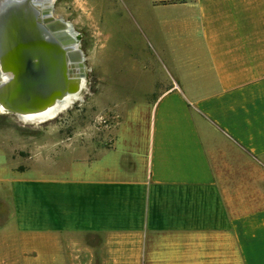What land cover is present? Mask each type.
Wrapping results in <instances>:
<instances>
[{"label": "crops", "instance_id": "obj_1", "mask_svg": "<svg viewBox=\"0 0 264 264\" xmlns=\"http://www.w3.org/2000/svg\"><path fill=\"white\" fill-rule=\"evenodd\" d=\"M144 1L146 84L107 146L0 152V264H264V0Z\"/></svg>", "mask_w": 264, "mask_h": 264}, {"label": "rangeland", "instance_id": "obj_2", "mask_svg": "<svg viewBox=\"0 0 264 264\" xmlns=\"http://www.w3.org/2000/svg\"><path fill=\"white\" fill-rule=\"evenodd\" d=\"M142 2L54 0L52 14L72 24L76 32L84 57L85 86L80 100L41 123L0 112V152L9 165L51 170L107 146L120 119L119 108L141 99L142 94L129 91L146 84L145 65L150 62L144 60V40L129 13ZM157 65L153 69L164 73V67ZM244 187V196L256 198L258 183L253 177Z\"/></svg>", "mask_w": 264, "mask_h": 264}, {"label": "water", "instance_id": "obj_3", "mask_svg": "<svg viewBox=\"0 0 264 264\" xmlns=\"http://www.w3.org/2000/svg\"><path fill=\"white\" fill-rule=\"evenodd\" d=\"M39 0H0V104L13 113L44 107L65 91L77 89L70 76L84 77L83 53L76 37L52 16L53 4ZM71 61L72 69L67 65Z\"/></svg>", "mask_w": 264, "mask_h": 264}, {"label": "bare ground", "instance_id": "obj_4", "mask_svg": "<svg viewBox=\"0 0 264 264\" xmlns=\"http://www.w3.org/2000/svg\"><path fill=\"white\" fill-rule=\"evenodd\" d=\"M40 6H47L54 3V0H39L37 1ZM54 8V7H53ZM55 20H60L64 23V30L72 37H76V32L74 28L72 27V24L65 21L61 17H56L52 14ZM71 61L67 60L68 67L71 65ZM72 69L70 66L69 70ZM71 81L76 80L77 83V89L75 91H65L61 93V95L58 98H55L53 101L48 103L42 108L35 109V110H24L16 112L19 119L23 122H28L32 124L41 123L44 121H47L53 117H55L59 112L69 107L72 103L78 101L81 99V92L85 86V78L84 77H69ZM13 79V75L11 73H4L0 71V82L3 84L10 83ZM5 107L3 104H0V112L4 113ZM7 113V112H6ZM11 114V113H10Z\"/></svg>", "mask_w": 264, "mask_h": 264}]
</instances>
